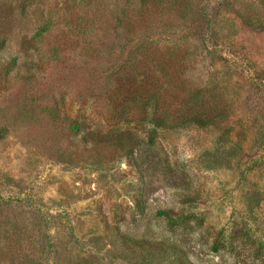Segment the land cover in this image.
Listing matches in <instances>:
<instances>
[{
  "label": "rangeland",
  "instance_id": "374dc122",
  "mask_svg": "<svg viewBox=\"0 0 264 264\" xmlns=\"http://www.w3.org/2000/svg\"><path fill=\"white\" fill-rule=\"evenodd\" d=\"M141 2L0 0V264H264V0ZM157 52L173 126L119 82Z\"/></svg>",
  "mask_w": 264,
  "mask_h": 264
},
{
  "label": "trees",
  "instance_id": "16d2710c",
  "mask_svg": "<svg viewBox=\"0 0 264 264\" xmlns=\"http://www.w3.org/2000/svg\"><path fill=\"white\" fill-rule=\"evenodd\" d=\"M157 2V3H156ZM167 0H142L140 8L142 9V13L139 15L142 16L144 19L149 18V15L152 14L155 15V11L158 10L159 13L163 12V4L166 3ZM170 2V1H169ZM22 5V10L24 8V5ZM50 20V19H49ZM49 28L48 21L40 26L39 32L37 35H41L42 32L47 31ZM4 40L0 41V46H2ZM141 47H144L143 42L140 43ZM175 45V44H174ZM146 51L144 52V54ZM151 60V69L152 70H146L142 71L144 65L148 64L145 61V59H139L136 62H133V67L136 71L130 72L127 75H125L126 78L123 77L119 79V82L122 81V88L125 90L128 88L129 94L131 97L128 99L129 101L136 100L138 105L146 110V107L148 105H154L153 107V113L150 118V122L155 127H165V126H173L176 125L171 120V118L168 116V113L166 110L161 106V103L158 100L157 94L158 91H160L163 87L165 88H174V89H180L184 90L185 80L182 78V73L185 65H180V62L178 61V58H174V56H171V54H165L161 52L157 53H151V56L148 57ZM157 71L161 73V76L163 78L161 79L159 74H155ZM139 75H142L141 77H138ZM143 79L145 80L142 82ZM163 82L168 84L166 87L163 85ZM127 85V87H126ZM163 86V87H162ZM190 90V91H189ZM188 94L184 100V105L187 108L185 119L183 122L193 121L196 124L199 125H206L209 122H211L213 116H203L198 113H195V100L200 95L197 90L189 89ZM131 91V92H130ZM160 93V92H159ZM123 101L127 102V99L122 95ZM219 111H217L218 113ZM63 120L68 123V127L71 131H73L74 134H76L81 129V123L79 122V117H73L69 114L66 116H63ZM124 149V148H123ZM161 214L167 215V217H170L168 212L160 211ZM123 237V240L126 241L127 239H130L127 235H121ZM215 250L217 249L216 246L213 247Z\"/></svg>",
  "mask_w": 264,
  "mask_h": 264
}]
</instances>
